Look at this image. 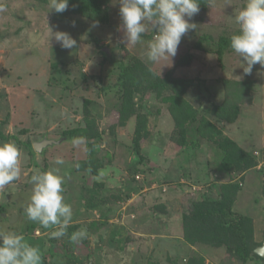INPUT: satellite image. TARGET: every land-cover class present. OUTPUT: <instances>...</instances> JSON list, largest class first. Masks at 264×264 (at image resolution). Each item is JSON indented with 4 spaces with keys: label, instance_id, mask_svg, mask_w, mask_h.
I'll list each match as a JSON object with an SVG mask.
<instances>
[{
    "label": "rangeland",
    "instance_id": "1",
    "mask_svg": "<svg viewBox=\"0 0 264 264\" xmlns=\"http://www.w3.org/2000/svg\"><path fill=\"white\" fill-rule=\"evenodd\" d=\"M228 2L211 0L210 6L190 19L197 24V30L182 37L176 56L152 64L146 53L157 33H151L154 28L149 24L140 42L122 43L123 32L118 30L122 23L119 0H110L107 21L102 23L79 15L62 20L54 10L49 11L48 2L0 0L3 9L0 11V129L8 137H0V143L17 145L21 167L19 180L0 189V209L7 207L6 212H0L1 232L21 234L26 228L28 231V225H36V230L45 237L53 230L29 221L24 212L33 187L31 172L37 167L30 163L25 143L48 138L59 142L43 146L40 151L35 148L33 161L40 170L59 168L65 202L73 209L70 223H80L87 229L91 222L101 219V211L91 209L83 196L96 182L104 184L100 190L111 200L108 226L89 228L86 242L73 243L68 236L59 238H64L66 245L73 247L75 257L85 262H89L91 255L92 264H184L189 255L200 251L211 264H242L229 257L224 249L194 247L182 237V204L186 195L198 196L199 191L209 189L217 192L219 184L236 180H241L243 188L235 210L254 216L256 238L264 243V68L257 64L252 74L245 75L243 61L230 47L222 63L215 53L205 51L214 48L213 44L221 37H231L239 30L234 13L246 0H230L231 5ZM55 31L68 32L77 41L76 47L61 48L51 38ZM203 37L207 39L201 45L202 50L196 49V43ZM99 45L109 53L110 60L103 62ZM187 53L193 59L192 66L178 65ZM129 56L141 58L156 73L161 72V76H200L201 90L190 89L185 98L206 117L210 116L214 102L224 101L223 79L252 80V100L240 105V112L232 122L224 120L219 124L215 118L211 120L224 136L237 140L256 156L258 165L244 174L230 176L221 167L212 166L216 157L213 142L203 141L199 148L181 151L174 141L175 123L167 114V103L147 94L145 109L152 111L148 122L150 133L142 141L139 153L149 159L138 163L142 172L131 171L139 160L136 151L129 149L135 117L125 126L116 127L114 138L108 135V126L119 120L115 87L118 66ZM86 100L104 135L99 155L109 156L97 175L75 169L76 161L86 157L83 144L74 146L76 138L64 142V131L82 120ZM157 108L160 113H155ZM57 156L63 157L64 165L55 164ZM96 186V191H100ZM114 195L122 199H114ZM161 204L166 210L155 211L154 207ZM39 230L36 235L29 231L23 236L43 255L47 248L41 247ZM111 230L118 232L113 242ZM67 246L58 241L55 250L63 254Z\"/></svg>",
    "mask_w": 264,
    "mask_h": 264
},
{
    "label": "trees",
    "instance_id": "2",
    "mask_svg": "<svg viewBox=\"0 0 264 264\" xmlns=\"http://www.w3.org/2000/svg\"><path fill=\"white\" fill-rule=\"evenodd\" d=\"M39 1L49 3V0ZM109 2L110 0H69L67 11L58 13V17L64 20L66 16L71 18L73 15H79L90 21L102 23L107 21V14L109 12L107 7ZM199 2L200 10H205L209 6L208 4H210V0H199ZM151 33L156 34V29L154 28ZM205 39L207 37L199 39V42L196 43V49L202 50L201 45ZM213 45H215L214 48H209L205 51L215 53L218 56V61L222 63L224 54L230 47V37H221ZM98 47L101 48L100 53L103 62L110 60L109 53L103 49L102 45ZM189 55L187 53L183 56L178 61V65L183 67L192 66L193 59ZM118 67L119 73L115 87L117 88L116 95L119 104V120L117 124L108 126V135L114 138L116 127L125 126L128 120L135 117L136 127L129 149L136 151V156L139 160H137V165L133 163L135 165L131 168V171L142 172L138 163L149 159L148 156L139 153L142 147V141L150 133L148 122L149 114L152 111L145 109V105L147 104L145 98L147 94H152L160 102L167 103V114L173 118L175 123L173 127L174 141L181 147V151L190 152L195 148H199L203 141L213 142L216 157L212 166L221 167V170L230 176L233 173L244 174L249 169L258 165L259 161L256 156L249 150H246L237 140L224 136L222 131L217 129L218 125L216 124H220L224 120L232 122L234 117L240 112V105L249 103L252 100V80L223 79L225 86L224 101L221 104L214 102L210 109V116L206 117L202 114L201 110L196 109L185 98L188 90H201L199 83L200 76L192 78L187 74H184L183 77H173L170 74L165 76L153 75V72L149 71L150 67L141 58L136 56H129V58L122 60ZM159 111V108H157L156 112L153 111V113H160ZM211 117L216 119V123L211 120ZM103 136L97 126L95 116H93V112L89 108V100H86L80 123L64 131V142L76 138L83 144L86 157L76 161V170L80 169L97 175L99 170L105 166V163L109 160L107 159L108 153L102 156L99 155L101 150L100 145L104 140ZM0 137L2 139H8L1 129ZM16 140H18L17 137ZM25 145L29 149L30 163L37 166L34 170L39 169V166L33 161L34 155L37 154L34 144L28 142ZM77 164L79 167L76 166ZM41 170L47 172L46 168H42ZM33 174L32 170L31 176ZM103 185L102 182H96L91 190H85L83 193L87 205L91 209H99L101 211V219L91 222L87 227V233L91 228L106 227L109 224L112 214L109 211L108 204L111 200L110 198L107 199L101 192L100 186L102 188ZM95 186L100 191H96ZM242 188L243 184L241 180H236L219 184L217 192L209 189L210 191H199L200 195L198 196L189 197L186 195L187 198H185L182 204V237L186 243L194 247L203 248L205 246L206 248L224 249L229 257L236 259L242 264H250V262L264 264V256L256 252L257 247L261 246L263 242L256 238L254 216L244 215L235 210V204ZM97 192L98 195L96 194ZM119 198L122 199L121 196L114 195V199ZM6 208V206H3L0 212H6ZM154 210L166 209L161 204L155 206ZM80 228H85V226L80 223H70L66 236L69 237ZM26 229L20 231V233L23 235L24 233L29 234L32 231V234H35L39 230H36V225H28V231ZM1 231L3 230L0 228ZM109 232L111 241H116L117 230H111ZM40 233L41 235L38 237L42 238L41 247L45 249L46 246L47 248L45 251L43 250V264H92L93 256H88L89 262L81 260L79 256L75 257L73 247L67 246L65 241H63L65 240L64 238H61L62 240H59V238H50V233L42 237V232L40 231ZM86 238L82 239V241L86 242ZM58 241H62L64 246H67V251L63 254L55 250ZM46 243H49V245H46ZM49 257L52 260H49ZM148 264L160 263L151 262ZM184 264L211 263L207 262L206 257L200 251H194L193 254L186 258Z\"/></svg>",
    "mask_w": 264,
    "mask_h": 264
},
{
    "label": "clouds",
    "instance_id": "3",
    "mask_svg": "<svg viewBox=\"0 0 264 264\" xmlns=\"http://www.w3.org/2000/svg\"><path fill=\"white\" fill-rule=\"evenodd\" d=\"M119 3L122 23L118 30L123 32L122 43L135 45L140 42L149 24L156 29L157 34L146 53L152 64L175 57L182 37L197 30V24L190 19L200 11L199 0H119ZM228 5H231L230 0ZM68 7L69 0H49V11L63 13ZM234 18L239 30L231 35L230 48L243 61V73L250 75L255 65L264 68V0H246L244 6L234 13ZM51 38L63 49H73L77 45L66 31L52 32ZM149 71L161 76V72L156 73L151 67ZM80 143L79 139H73L74 146ZM55 164L62 166L65 160L57 156ZM58 173L59 168L34 171L29 203L24 208L29 221L53 229L50 232L53 239L67 235L73 217V209L64 199L63 177ZM20 176L19 148L12 142L0 143V189L19 180ZM87 234L86 228H80L69 236V240L76 243ZM41 261L40 249L31 245L22 234L0 232V264H41Z\"/></svg>",
    "mask_w": 264,
    "mask_h": 264
},
{
    "label": "water",
    "instance_id": "4",
    "mask_svg": "<svg viewBox=\"0 0 264 264\" xmlns=\"http://www.w3.org/2000/svg\"><path fill=\"white\" fill-rule=\"evenodd\" d=\"M57 142H59V141H56V140H53V139L45 138V139H43V140H41V141H39V142H35V143H34V147H35L37 150L40 151V150L42 149L43 146L51 145V144H54V143H57ZM34 171H42V170H40V169H35ZM256 252H257L258 254H260L261 256H264V243H263L261 246L257 247Z\"/></svg>",
    "mask_w": 264,
    "mask_h": 264
}]
</instances>
